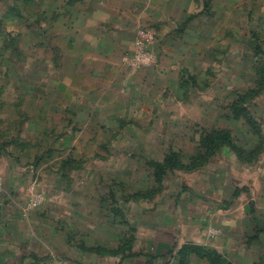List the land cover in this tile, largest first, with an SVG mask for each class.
Segmentation results:
<instances>
[{
	"label": "rangeland",
	"instance_id": "374dc122",
	"mask_svg": "<svg viewBox=\"0 0 264 264\" xmlns=\"http://www.w3.org/2000/svg\"><path fill=\"white\" fill-rule=\"evenodd\" d=\"M121 1L138 14L135 44L92 71L59 28L66 0H0V264H178L186 243L264 264V0ZM141 27L158 61L137 68ZM103 77L116 91L101 107L88 92ZM177 78L180 92L164 87ZM258 88L249 121L233 120L236 92ZM211 127L238 142L196 169ZM175 150L184 169L156 176L148 160Z\"/></svg>",
	"mask_w": 264,
	"mask_h": 264
},
{
	"label": "crops",
	"instance_id": "0c3cea01",
	"mask_svg": "<svg viewBox=\"0 0 264 264\" xmlns=\"http://www.w3.org/2000/svg\"><path fill=\"white\" fill-rule=\"evenodd\" d=\"M121 2V0L120 2H116L115 0H66L65 5L63 6L64 8L60 7L57 10L58 21L61 23L59 28L69 31L67 34L68 46L72 45L81 49V57H76V59L73 61L74 63L81 62L83 66H89L90 70L92 71L96 68L95 64H101L103 66H100V68H102V70H107V68L113 67V65L115 66L119 63L116 61L121 60L123 53L126 51V48L124 47L129 48V46H131L133 48L136 38V25L138 23V20H136L134 16L138 14H132L131 10L127 8L124 9V11L122 9L123 2ZM63 12L67 16L66 20H62ZM123 49H125V51ZM120 54L122 55L119 58L118 56H120ZM151 69L154 73L160 70L154 67ZM123 72L124 70H121L119 74ZM125 75L126 74H122V81L126 79ZM103 79H107V81L106 83H102V87H93L88 92L89 94H95L97 92L102 93L100 99L97 101L99 106L104 105L100 102L102 96H104L103 94H108V92L111 94V91H116L114 88L116 85L111 86L110 80H108L106 77H103ZM178 80V78L177 80L175 79V86L167 84L164 87L171 88V90H175L176 92H180L181 85L180 83L178 84ZM248 108L250 109L249 105ZM212 128L213 127L207 128V130H211ZM202 133L200 134L199 144L202 140ZM220 154H222L220 151L200 153L199 148V151H197L192 157L195 159V168L203 169L215 158L219 157ZM238 157L240 156L238 155ZM164 158L165 156H163L162 159H149L147 164L150 165V162L152 161L163 162ZM182 158L185 163L184 157ZM240 158L243 159V161L246 160L244 156L243 158ZM247 158L250 157L247 156ZM248 161H250V159H248ZM167 237L172 238L170 234ZM171 240H169L167 243L169 246L163 247L159 255L160 257H158L157 263L166 260L170 261L169 259L172 257V254H170V247L172 248V246L175 245V242L172 243ZM166 254L168 255L166 256ZM134 263H137L136 260L134 262V259H131L123 264ZM143 264H146V262Z\"/></svg>",
	"mask_w": 264,
	"mask_h": 264
},
{
	"label": "trees",
	"instance_id": "16d2710c",
	"mask_svg": "<svg viewBox=\"0 0 264 264\" xmlns=\"http://www.w3.org/2000/svg\"><path fill=\"white\" fill-rule=\"evenodd\" d=\"M260 91L261 90L258 88L254 90L250 89L247 92H242V93L236 92L237 99H233V102H231L229 106L233 120L243 118L246 119V121L247 120L249 121V119L252 117L250 114V109L248 108V104L250 103L248 102L249 95L252 94L255 97L257 95V92ZM240 98H243V100H241ZM202 134L203 135L200 143V153L210 152V151L219 152L221 151L223 144L238 142L237 141L238 139L235 137L236 135L230 128H223V129L212 128L211 130L204 131ZM239 156L242 158L243 156L251 157L250 154L245 151L244 152L241 151ZM246 159L248 158L246 157ZM194 165H195V159H194ZM150 166L154 169L155 175L161 177L165 175L166 172L168 173L169 171L176 170L177 168L178 169L184 168L186 164L183 161L181 153L175 150L166 154L163 162L152 161L150 162ZM239 194L240 193L237 190L236 193L234 194V197L238 196ZM202 250H204L203 247L200 246L197 247L192 243H186L182 245L181 248L176 253L177 256L179 257L178 264H187L188 255L194 253L206 257L210 264H231L228 261L227 263H225L224 260H222V258L218 254L205 252ZM167 255L168 254H166V256Z\"/></svg>",
	"mask_w": 264,
	"mask_h": 264
},
{
	"label": "built area",
	"instance_id": "2783aa9c",
	"mask_svg": "<svg viewBox=\"0 0 264 264\" xmlns=\"http://www.w3.org/2000/svg\"><path fill=\"white\" fill-rule=\"evenodd\" d=\"M157 34L156 31L141 27L138 30L137 49L131 56L130 62L137 68L150 66L158 61V51L156 48Z\"/></svg>",
	"mask_w": 264,
	"mask_h": 264
}]
</instances>
